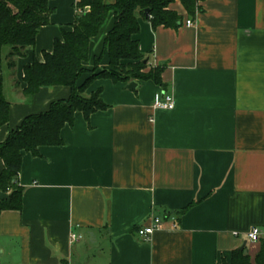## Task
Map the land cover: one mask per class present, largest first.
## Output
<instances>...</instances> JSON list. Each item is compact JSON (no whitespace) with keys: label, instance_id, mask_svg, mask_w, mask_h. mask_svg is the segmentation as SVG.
<instances>
[{"label":"crops","instance_id":"0c3cea01","mask_svg":"<svg viewBox=\"0 0 264 264\" xmlns=\"http://www.w3.org/2000/svg\"><path fill=\"white\" fill-rule=\"evenodd\" d=\"M76 2L48 1L49 23L6 75L0 143L26 116L70 96L67 86H50L26 99L22 78L71 30ZM199 7L189 16L171 3L176 27L138 18L132 38L146 70L162 67L163 85L136 80L128 89L130 81L95 78L85 93L99 90L106 108L88 120L75 111L62 144L22 152V207L0 211V264H221L244 242L254 256L258 245L245 233L264 226V0ZM113 22L109 12L90 39L77 85L109 70L106 53L94 66ZM158 92L172 95L174 107L153 108ZM154 216L161 227L144 239L137 230Z\"/></svg>","mask_w":264,"mask_h":264},{"label":"trees","instance_id":"16d2710c","mask_svg":"<svg viewBox=\"0 0 264 264\" xmlns=\"http://www.w3.org/2000/svg\"><path fill=\"white\" fill-rule=\"evenodd\" d=\"M49 0H0V126L8 122L10 102L4 95L7 74H12L16 58L22 56L26 48L34 45L38 29L49 23L52 8ZM176 0H115L107 4L104 0H77L76 17L71 30H62L61 38L54 40L53 51L43 54V62L34 60L23 70L25 87L22 93L31 99L42 87L67 86L70 96L50 104L49 109L26 116L20 125L10 130L7 139L0 143V191L8 198L0 199V211L19 210L22 207V188L15 184L21 168L22 152L36 155L39 146L62 144L60 137L64 124H72L75 111H81L86 120L89 116L106 108L100 98V91L85 93L89 83L95 78H107L113 82L152 80L157 85L161 81L162 67H151L138 50L137 40L132 36L139 31L138 18L143 16L152 28L157 26L176 27L181 17L169 8ZM189 16L199 9L202 0H178ZM148 10V14H145ZM109 12L114 14V22L104 38L103 48L95 60V66L106 53L109 70L91 73L81 85H77L83 67L88 59V46L97 35ZM126 61V62H122ZM95 71V68L94 70ZM120 73V74H119ZM251 257L246 246L231 252L230 260L221 264H264V237Z\"/></svg>","mask_w":264,"mask_h":264},{"label":"built area","instance_id":"2783aa9c","mask_svg":"<svg viewBox=\"0 0 264 264\" xmlns=\"http://www.w3.org/2000/svg\"><path fill=\"white\" fill-rule=\"evenodd\" d=\"M193 22L191 19L186 20V25L191 26ZM174 107V99L172 95L158 92L153 98V108L171 109ZM162 221L160 217H151V221L148 225L142 226L137 230V234L144 239H148L154 231L161 227ZM246 240L249 243H257L261 237H264V226H253L245 233ZM76 235L72 234L71 239L75 240Z\"/></svg>","mask_w":264,"mask_h":264},{"label":"water","instance_id":"95a60500","mask_svg":"<svg viewBox=\"0 0 264 264\" xmlns=\"http://www.w3.org/2000/svg\"><path fill=\"white\" fill-rule=\"evenodd\" d=\"M145 14H148V10H145ZM137 87V83L135 81H130L127 85L128 89H135ZM8 198V194L3 193L0 191V199H6ZM246 242H244V244L240 247V249H243V247L245 246Z\"/></svg>","mask_w":264,"mask_h":264},{"label":"rangeland","instance_id":"374dc122","mask_svg":"<svg viewBox=\"0 0 264 264\" xmlns=\"http://www.w3.org/2000/svg\"><path fill=\"white\" fill-rule=\"evenodd\" d=\"M122 62L124 63V62H126V61H122ZM119 74H120V73H119ZM249 245H250L251 247L253 246V248H255L256 243H249ZM257 245H258V244H257ZM253 253H254V252H251L252 255H253Z\"/></svg>","mask_w":264,"mask_h":264}]
</instances>
